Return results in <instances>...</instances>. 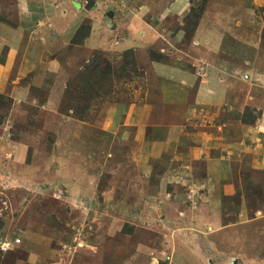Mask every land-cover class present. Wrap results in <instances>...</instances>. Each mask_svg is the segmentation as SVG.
Masks as SVG:
<instances>
[{
  "label": "rangeland",
  "instance_id": "rangeland-1",
  "mask_svg": "<svg viewBox=\"0 0 264 264\" xmlns=\"http://www.w3.org/2000/svg\"><path fill=\"white\" fill-rule=\"evenodd\" d=\"M14 1L0 0V23L15 25ZM82 1L113 39L114 28L126 31L136 15L156 42L132 50L123 60L133 63L125 64L124 51L83 45L88 35L80 37L91 29L86 20L76 44L51 52L41 39L28 46L33 69L20 80L27 98L0 94V246L20 240L0 249V264H264V173L238 167L235 194L222 198L220 216H213L199 209L193 189L201 162L188 169L189 161L161 164L170 177L161 190L165 175L136 170L134 129L121 138L119 127L128 106L151 101L148 140L175 109L157 102L153 62L200 79L217 56L249 75L242 81L264 88V9L254 0H166L161 7L159 0ZM25 57L22 48L12 74ZM5 59L3 46L0 64ZM50 59L56 62L47 66ZM101 59L111 63L109 78H100ZM86 75L94 83L89 101L75 91ZM82 105L88 109L79 112ZM252 117L249 110L243 119Z\"/></svg>",
  "mask_w": 264,
  "mask_h": 264
},
{
  "label": "crops",
  "instance_id": "crops-1",
  "mask_svg": "<svg viewBox=\"0 0 264 264\" xmlns=\"http://www.w3.org/2000/svg\"><path fill=\"white\" fill-rule=\"evenodd\" d=\"M165 1L159 0V6ZM181 1L174 3L183 5ZM14 3L15 25L0 23V52L3 46L6 48V59L0 64V94L9 93L18 101L28 96V87L21 85L20 80L33 69L32 53L28 49L33 41L41 39L50 52L53 48L69 46L83 22L89 20L91 29L83 43L88 50L136 52L143 45L156 42L157 35L152 28L143 26L136 15L126 31L119 32L120 25L113 27L114 32H118L115 33L118 40L113 39L110 29L101 26L99 21L90 20L92 10L84 9L82 0H15ZM254 4L264 9V0H254ZM22 48L28 50L30 57L23 58L12 74ZM215 58L218 61L221 57ZM248 58L246 63L250 61ZM48 61L47 66H50L56 59ZM216 61H206L207 76L200 79L195 73L177 67L150 63V71L159 81L158 104L175 109L166 116V122L151 128L153 138L148 140L146 123L152 115L151 105L155 104L151 101L128 106L119 127L124 131L121 138L128 137L134 129L136 145L132 158L136 170L143 175L161 172L165 175L158 183L161 190L169 184L170 178L167 168L164 171L160 168L161 164L170 160L189 161L183 167L188 169L190 163L201 162L203 176L200 182L192 180L193 189L201 198L199 209L220 216L222 198L236 192L238 167L264 173V88L252 86L249 80L242 81V77L249 75ZM246 109L253 115L250 121L243 119Z\"/></svg>",
  "mask_w": 264,
  "mask_h": 264
},
{
  "label": "trees",
  "instance_id": "trees-1",
  "mask_svg": "<svg viewBox=\"0 0 264 264\" xmlns=\"http://www.w3.org/2000/svg\"><path fill=\"white\" fill-rule=\"evenodd\" d=\"M83 29V27L81 26L78 30H77V32L75 33V35H74V37H73V39H72V44H76L75 43V39H77V37H79V35H80V33H81V30ZM88 33H89V30H87V32H86V34H84V35H82L80 38L81 39H83V38H85L87 35H88ZM133 51L132 50H126V51H124L123 53H122V55L120 56V58L123 60L124 58H127V57H129V56H133ZM121 60V61H122ZM124 61V63L125 64H131V63H133V60H131V61H125V60H123ZM101 62L104 64L103 65V68L101 69V71H100V78L102 77V79L103 78H106V77H108L109 78V75H110V73H111V69H112V66H111V63H108V61H106V60H104V59H101ZM94 66V65H93ZM99 67V64H97V67L96 66H94V68H98ZM99 69H94V70H92L91 72H89L88 74H97L99 71H98ZM82 86H80V85H76L75 86V88H76V92L78 91V93H80V96L79 97H77L78 99L80 98V97H83V100H85V101H89V96H90V92H91V90H92V86L94 85V83H93V76H88V75H86V76H84L83 77V79H82ZM88 89V90H87ZM80 90V91H79ZM70 108L72 109V111H74L75 112V106H70ZM78 109V111L79 112H81L82 111V109H84V111H86L87 109H88V107L86 106V105H82V107H77ZM247 111H249L248 109H246L245 110V113H244V116H245V114H246V112Z\"/></svg>",
  "mask_w": 264,
  "mask_h": 264
},
{
  "label": "built area",
  "instance_id": "built-area-1",
  "mask_svg": "<svg viewBox=\"0 0 264 264\" xmlns=\"http://www.w3.org/2000/svg\"><path fill=\"white\" fill-rule=\"evenodd\" d=\"M20 243V240L19 239H16L14 241L13 244H19ZM11 243H3L1 246H0V249L3 251V252H7L11 249L12 245Z\"/></svg>",
  "mask_w": 264,
  "mask_h": 264
}]
</instances>
